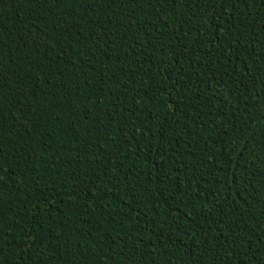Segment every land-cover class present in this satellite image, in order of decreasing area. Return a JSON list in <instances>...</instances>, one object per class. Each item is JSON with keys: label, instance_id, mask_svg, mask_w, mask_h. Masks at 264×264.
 Masks as SVG:
<instances>
[{"label": "trees", "instance_id": "1", "mask_svg": "<svg viewBox=\"0 0 264 264\" xmlns=\"http://www.w3.org/2000/svg\"><path fill=\"white\" fill-rule=\"evenodd\" d=\"M0 264H264V0H0Z\"/></svg>", "mask_w": 264, "mask_h": 264}]
</instances>
